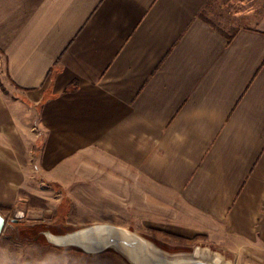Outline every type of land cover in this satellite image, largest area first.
Listing matches in <instances>:
<instances>
[{
    "label": "crops",
    "instance_id": "0c3cea01",
    "mask_svg": "<svg viewBox=\"0 0 264 264\" xmlns=\"http://www.w3.org/2000/svg\"><path fill=\"white\" fill-rule=\"evenodd\" d=\"M34 180L264 264V0H0V208ZM34 230L0 264H122Z\"/></svg>",
    "mask_w": 264,
    "mask_h": 264
},
{
    "label": "rangeland",
    "instance_id": "374dc122",
    "mask_svg": "<svg viewBox=\"0 0 264 264\" xmlns=\"http://www.w3.org/2000/svg\"><path fill=\"white\" fill-rule=\"evenodd\" d=\"M217 24L224 26L222 22ZM96 184L95 181H72L61 184L53 181L34 180L31 187L32 193L24 194L26 196H22L23 200H20L16 205L0 208L7 220L2 233L7 236L15 233L19 237L22 236V230L26 226H32V228H37L34 231L38 235L30 240L44 244L48 243L45 234L47 231L53 234H64L106 223L125 227L149 239L156 247L170 253L189 252L196 246H207L212 250H218L219 246L214 243L210 244L211 241L206 238L194 237L185 240L157 233L148 227V204L145 202V200L148 201V197L137 198L136 210L133 207H128L129 205L109 202L108 205H103L105 209L103 211L101 199L98 197L99 193L96 191ZM83 188L84 191H82ZM23 209H25L23 216L18 217L17 214ZM64 248L81 251L75 246H65ZM104 252L115 251L107 249ZM122 260V264H129L123 257Z\"/></svg>",
    "mask_w": 264,
    "mask_h": 264
},
{
    "label": "water",
    "instance_id": "95a60500",
    "mask_svg": "<svg viewBox=\"0 0 264 264\" xmlns=\"http://www.w3.org/2000/svg\"><path fill=\"white\" fill-rule=\"evenodd\" d=\"M24 211L17 216L22 217ZM6 217L0 211V235L6 226ZM47 242L57 246H75L85 253H101L113 249L129 264H232L220 251L207 246H196L189 252L170 253L149 239L129 229L113 224H96L64 234L45 232Z\"/></svg>",
    "mask_w": 264,
    "mask_h": 264
},
{
    "label": "trees",
    "instance_id": "16d2710c",
    "mask_svg": "<svg viewBox=\"0 0 264 264\" xmlns=\"http://www.w3.org/2000/svg\"><path fill=\"white\" fill-rule=\"evenodd\" d=\"M35 228V227H34ZM37 229V228H36ZM155 232H157V233H161V234H166V235H168V236H173V237H176V238H179V237H177V236H174V235H171V234H167L166 232H161V231H155ZM180 239H182V238H180Z\"/></svg>",
    "mask_w": 264,
    "mask_h": 264
}]
</instances>
